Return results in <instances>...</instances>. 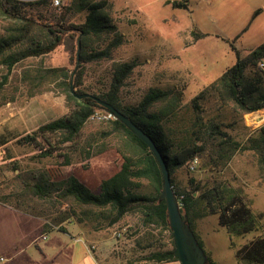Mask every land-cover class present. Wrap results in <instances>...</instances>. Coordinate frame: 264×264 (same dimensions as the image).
<instances>
[{
  "label": "trees",
  "instance_id": "16d2710c",
  "mask_svg": "<svg viewBox=\"0 0 264 264\" xmlns=\"http://www.w3.org/2000/svg\"><path fill=\"white\" fill-rule=\"evenodd\" d=\"M170 2L177 7L189 4L188 0ZM110 6L108 0H60L58 5L55 0H0V18L13 23L7 34L0 35V65L8 70L0 80V95L18 64L46 56L61 46L75 66L80 37V60L74 76L75 67L67 65L45 70L46 77L54 78L65 95L69 111L23 135H0V146L11 141L32 145L39 150L38 157L58 156L60 160L24 169L6 154L0 170L5 178L6 172L13 171L18 189L4 194L0 191V201L44 218L46 227L63 228L62 222L68 219L96 221V228L105 221L113 226L126 215L139 212L141 225L136 234L140 235L135 238V248L143 253L122 256L120 264L178 261L173 253L167 205L160 200L162 171L153 151L93 97L79 98L71 90L73 81L77 93L88 92L84 85L86 64L112 59L115 49L125 41ZM203 36L193 32L195 40ZM232 46L236 62L188 103H184V89L175 86L152 87L137 103L123 104L120 94L139 64L136 59L114 62L109 85L91 94L116 106L152 137L193 230L195 218L219 214L220 224L231 235L245 236L261 231L264 213L253 211L243 187L235 185L225 169L236 153L252 152L264 172V124L256 130L245 125V141L232 134L245 114L264 109V42L246 55L234 43ZM14 99V95H4L0 104ZM96 114L104 116L105 126L96 136L83 137L87 123ZM112 136H118L119 142L110 144L108 138ZM196 157L197 167L209 175L205 179L191 176L188 185L180 186L175 173L183 168L191 171L188 165ZM165 232L170 245L162 242ZM237 258L240 264H264V235L238 249Z\"/></svg>",
  "mask_w": 264,
  "mask_h": 264
},
{
  "label": "rangeland",
  "instance_id": "374dc122",
  "mask_svg": "<svg viewBox=\"0 0 264 264\" xmlns=\"http://www.w3.org/2000/svg\"><path fill=\"white\" fill-rule=\"evenodd\" d=\"M108 1L111 16L124 34L125 41L115 49L112 59L86 64L84 85L90 93L105 89L110 83L114 62L136 59L139 64L120 94L123 104L137 103L152 87L175 86L184 89V103H188L236 62L232 43L242 55H246L253 47L264 42V0H188L186 7L174 6L170 2L172 0ZM258 8H262V13L244 32L243 29ZM12 25V22L0 18V35L7 34ZM194 31L204 33L205 36L195 40ZM61 65L75 67L63 46L46 56L30 58L12 70L6 91L0 95V100L4 95H14L15 99L0 104V134L7 137L23 135L69 111L66 97L54 78L45 75L46 68ZM7 73L8 70L0 65V80ZM256 113L260 114L258 118L254 116ZM250 114H246L244 121L239 120L236 129L232 131L241 141H245L247 137L246 123L249 130L264 124V109ZM103 117L101 114L92 117L84 129L83 137L96 136L105 126ZM119 140L118 136L108 138L110 144H116ZM8 153L24 169L60 160L58 156L40 158L39 150L34 146L11 141L0 147V165L6 163L4 158ZM6 174L5 178L0 170L2 194L18 189L14 183L13 171L9 170ZM208 175L209 171L196 167L191 171L187 168L180 169L174 177L184 187L188 185L191 176L205 179ZM225 175L235 185L243 187L253 211L264 213V172L252 152L236 153L226 167ZM140 216L139 212L130 213L113 226H107V221H103L105 224L102 223L98 228L95 227L98 226L96 221L86 222L85 228L99 241L95 244H98L100 251V256H97L86 249L89 255L92 254V261H87V264H120L122 256L142 254L143 250L135 248V238L140 235L136 234L141 225ZM261 221V231L250 232L245 236L231 235L220 224L219 214L195 218L193 227L214 264H240L237 250L253 238L264 235V217ZM31 225L32 221L23 220L14 235L12 230H0V264H47L40 250L43 242H31ZM119 231L123 232L122 237L116 235ZM162 240L170 245L168 233H164ZM90 249L94 250L92 246Z\"/></svg>",
  "mask_w": 264,
  "mask_h": 264
},
{
  "label": "crops",
  "instance_id": "0c3cea01",
  "mask_svg": "<svg viewBox=\"0 0 264 264\" xmlns=\"http://www.w3.org/2000/svg\"><path fill=\"white\" fill-rule=\"evenodd\" d=\"M257 10H259L258 14L253 16V13L249 24L243 29L244 32L249 29L252 21L262 13V8H258ZM249 115L251 114L249 113ZM245 116L247 115L245 114ZM254 116L258 118L260 114L256 113ZM246 125L248 124L246 123ZM256 127L257 125L252 130H256ZM0 147H4V145ZM22 214L26 215V218L21 216ZM23 220L32 221V227L29 232V236L32 238L31 242H43L40 250L44 254L47 264H87V261H92V254L90 253L89 255L86 249L100 256L99 248H97L98 244H95L98 240H96L93 233L85 228V223H78L72 219H68L62 222L61 226L63 228L56 225L46 227V220L44 218L29 214L0 201V230H12V234L14 235L17 226ZM43 234H46L47 238H42ZM90 246H94L93 251H91Z\"/></svg>",
  "mask_w": 264,
  "mask_h": 264
},
{
  "label": "water",
  "instance_id": "95a60500",
  "mask_svg": "<svg viewBox=\"0 0 264 264\" xmlns=\"http://www.w3.org/2000/svg\"><path fill=\"white\" fill-rule=\"evenodd\" d=\"M79 51H80V37H79V50L77 52V64L73 70V76L78 68L79 63ZM72 93L79 97H93L99 102L110 115L116 119L122 121L133 133L138 135L144 142L148 144L153 151L163 176V188L160 194V200L165 201L167 205V215L169 218V226L172 230L175 249L173 251L175 258L180 264H210L208 255L206 254L203 246L199 243V240L192 229L189 218L181 211V204L176 195L174 187L171 181V174L165 159L157 147L152 137L147 134L141 127H139L133 120L121 112L113 104L89 93H77L73 81L71 82Z\"/></svg>",
  "mask_w": 264,
  "mask_h": 264
},
{
  "label": "built area",
  "instance_id": "2783aa9c",
  "mask_svg": "<svg viewBox=\"0 0 264 264\" xmlns=\"http://www.w3.org/2000/svg\"><path fill=\"white\" fill-rule=\"evenodd\" d=\"M55 4H60V0H55ZM261 66L264 68V61L261 62ZM253 122H255V120H253ZM199 163V158L196 157L195 159H193L190 163H189V168L190 170H194L196 167H197V164ZM118 237H122L123 236V232L122 231H119L117 232L116 234ZM42 238H47V235L46 234H43L42 235ZM94 248V246H92Z\"/></svg>",
  "mask_w": 264,
  "mask_h": 264
}]
</instances>
